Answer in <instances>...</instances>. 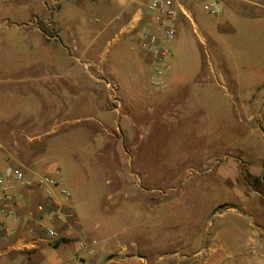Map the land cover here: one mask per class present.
Returning <instances> with one entry per match:
<instances>
[{
    "label": "rangeland",
    "instance_id": "1",
    "mask_svg": "<svg viewBox=\"0 0 264 264\" xmlns=\"http://www.w3.org/2000/svg\"><path fill=\"white\" fill-rule=\"evenodd\" d=\"M64 2L0 0V37L10 44L12 56L17 53L25 62L54 58V64L45 62L39 72L83 74L85 69L98 79L95 84L102 86L103 94L96 99L110 110L116 109L121 118L123 127L104 130L96 125L99 112L95 107L83 97L70 99L72 118L85 121L81 122L85 125L71 124L69 131L90 140L99 139L100 144L93 141L88 146L89 163L80 151L84 152L87 146L74 133L51 152L55 156L58 152L66 155V161L73 162L83 174L101 171L96 176L87 175L75 208L84 236L96 239V243L102 239L110 246L117 243L125 252L135 248L142 251L145 244L155 247V255L165 251L173 255L184 246L196 249L203 244L202 237L212 224H219V218L213 214L224 207H236L243 201V185L254 182L244 169L248 160L243 154V113L239 112L238 102L243 97L238 94L243 95L244 65L255 58L264 61V25L257 31L243 32V19L239 17L248 10L264 15V0H228L222 8L218 0L217 15L202 11L196 18L199 28L184 25L179 34L182 52L178 55L174 85H155V65L144 63V54H139V71L145 72L146 79L136 92L123 91L116 79L99 67L70 59V40L46 41L44 46L35 43L30 31L36 26L50 38L64 24L82 23L90 29L104 25L106 20H95L98 17L93 13L79 14L76 6ZM88 3L94 6L91 0ZM129 17L130 13L125 14L120 24ZM230 25L233 32L224 33ZM170 50L172 57L174 51ZM200 59L201 68L196 73L195 65ZM130 64L115 67L124 75L134 71L133 62ZM8 87L13 89L16 85L8 83ZM30 99L34 103L35 97ZM128 121L136 126L127 128ZM55 122L53 119L45 124L49 127ZM56 128L51 135L59 133ZM250 148L255 146L249 145ZM34 149L40 151L41 146ZM34 221L36 224L18 228L15 235L0 238V264H13L16 257V264L35 262L37 246L20 241L15 249L6 251L12 241L29 229L34 231L32 237H43L39 223L47 224L46 219ZM224 223H234L230 213L224 215ZM164 236L167 242L160 248ZM198 237L199 243L195 241ZM41 239L38 243L51 247L56 240ZM156 259L159 258L153 256L150 264ZM174 263L172 257L167 264Z\"/></svg>",
    "mask_w": 264,
    "mask_h": 264
},
{
    "label": "crops",
    "instance_id": "2",
    "mask_svg": "<svg viewBox=\"0 0 264 264\" xmlns=\"http://www.w3.org/2000/svg\"><path fill=\"white\" fill-rule=\"evenodd\" d=\"M91 1L94 6H90L88 0H65L64 4H73L79 10V14L93 13L95 17H98L95 20H106L101 27L90 29L82 23L79 25L64 24L57 35L49 38L43 34L40 26H36L30 34L34 35L35 43L40 46H44L46 41L70 40L72 45V51H69L70 59L74 58L82 65H95L101 71L109 73L116 79L123 91L124 89L138 91L146 79L145 72L139 71L141 65L139 54L143 53L138 48V30L139 26L148 23V12L139 1ZM225 2L229 3L228 0H220L221 8L222 4H226ZM139 7H142L145 14L137 27L127 28L129 20L123 25L120 24L125 14L130 13V19ZM188 9V17L179 16L177 36L167 42L174 52L173 56L167 60L166 84L173 83L174 85L177 79L175 69L180 62L178 55L182 52V38H179L181 29H184V25L199 28L200 25L196 18L200 17L202 11L207 13L199 4H190ZM118 14H121L120 19L116 18ZM239 18L243 19V32L244 30L257 31L264 25V15L256 13L255 10L243 12V17ZM113 21L114 24H112ZM225 28L228 29L227 26ZM232 32V25L228 30H224V33ZM0 38V167L7 168L17 164L27 177L36 178L48 175L57 181V185L53 187L54 198L60 210L70 209L73 212L76 223L49 222L58 233L55 241L59 243L56 247L38 243L36 260L31 264H71L72 256L78 251V238L82 237L89 243L93 240L97 241L96 239L89 240L84 236L85 231L75 208L80 195L84 192L82 185L87 175L96 176L101 174V171L93 170L91 175L83 174L73 162L66 161V155L58 152L55 156L51 152L55 151L59 142H62L59 144H64L69 134L74 133L75 135V132L69 131L71 124L77 127L85 125L81 123L85 121L72 118L70 99L83 97L84 101L86 100L89 105L95 107L99 112L96 125L104 130H118L123 127L121 118L116 109L110 110L103 102L96 99L103 94L102 86L96 85L98 79L88 74L85 69L83 74L72 71L65 74H57L54 71L39 72L38 69L45 62L48 65L54 64V58L53 60L49 57L42 60L34 58L31 62L28 61L29 63L25 62L17 53L12 56L10 44L4 43L3 36ZM120 40L122 42L119 43ZM143 57L142 61L149 65L148 57L145 55ZM130 62L134 64V71L120 75L115 65L130 66ZM244 66L246 68L243 67L245 71L243 73V95L238 94L239 97H243V101L239 99L238 102L241 108L239 112L243 113V154L248 160L244 164V169L247 175L257 181L256 185L244 184L243 191H240L243 192V201H240L236 207H224L213 214V217L219 218V224L217 226L212 224L210 231L202 237L203 244L196 249L188 250L184 246L178 248L173 255L167 254L166 251L155 255L156 252L153 251L155 247L145 244L142 251L135 248L132 252H125L124 247L117 246V243L110 246L100 239L98 244L94 245L95 253L83 256L84 264H150L153 256L159 258L154 264H167L172 257H175L174 264H264V61L255 58ZM200 68L201 59L195 65L196 73ZM8 83L15 84L16 88L8 87ZM33 96L35 97L34 103L30 101ZM53 119L56 121L54 125L46 126L45 123ZM127 125L130 129L136 126L135 122L130 121ZM55 127H57L56 132L59 130V133L51 135L55 133ZM77 138L83 139L87 146L84 152L82 149L80 151L85 153L83 160L88 161L87 155L90 151L88 146L93 144V141L100 144L101 140H90L82 136H77ZM37 145L41 146L40 151L34 149ZM249 145H254L255 148L249 150ZM14 185L15 214L0 216V238L4 239L7 236L3 235V228L10 231L8 237H11L15 235L18 228L36 224L35 218L43 220L40 219V213L36 209L37 205L42 204L46 208L50 206L42 188L27 190L18 183ZM61 188L68 191L67 197L60 193ZM227 213H230L233 218L232 225L224 223V215ZM24 238L30 240L33 237L25 232L12 241L6 251L15 249ZM195 241L199 243L200 237L195 238ZM166 242L165 236L163 241L161 238L160 248ZM17 256L20 257V254ZM17 258L14 259L15 262ZM15 262L13 264H16Z\"/></svg>",
    "mask_w": 264,
    "mask_h": 264
},
{
    "label": "built area",
    "instance_id": "3",
    "mask_svg": "<svg viewBox=\"0 0 264 264\" xmlns=\"http://www.w3.org/2000/svg\"><path fill=\"white\" fill-rule=\"evenodd\" d=\"M140 2L141 6L149 14V21L141 26L138 30V48L146 55L151 65H155L152 76V82L157 86L165 83L167 60L171 57L170 47L167 42L172 41L177 36L178 19L180 15L189 16L188 5L199 4L203 10L209 14L217 15L220 12L218 0H131ZM142 7L136 10L129 19L126 27L135 28L142 21L145 14ZM118 14L116 18H119ZM153 29V30H152ZM109 85V84H108ZM113 89V87H112ZM113 91H115L113 89ZM15 183L20 184L27 190L34 188H42L43 194L50 204L44 207L42 204L37 205L36 209L40 213V219H46L47 224L39 223L42 233L41 238L46 240L57 239L58 233L50 225L49 222L58 223H76L73 212L68 209L62 211L59 204L54 198L53 187L57 185V181L48 175L37 176L36 178L27 177L23 169L13 164L9 167H0V216H13L16 207ZM60 193L68 196L69 193L65 188L60 189ZM4 236H9L10 231L6 228L2 229ZM28 234H34L32 229L27 231ZM39 238H31L22 240L23 244H31L35 247ZM93 240L91 243L80 237L77 240L78 251L72 256L71 264H84V255H93L95 253Z\"/></svg>",
    "mask_w": 264,
    "mask_h": 264
},
{
    "label": "trees",
    "instance_id": "4",
    "mask_svg": "<svg viewBox=\"0 0 264 264\" xmlns=\"http://www.w3.org/2000/svg\"><path fill=\"white\" fill-rule=\"evenodd\" d=\"M257 181L254 179L253 185H256ZM59 241H54L52 245L56 247L58 245Z\"/></svg>",
    "mask_w": 264,
    "mask_h": 264
}]
</instances>
